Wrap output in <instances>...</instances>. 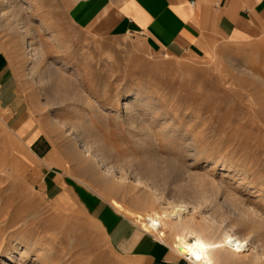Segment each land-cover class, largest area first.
Wrapping results in <instances>:
<instances>
[{
	"label": "rangeland",
	"instance_id": "374dc122",
	"mask_svg": "<svg viewBox=\"0 0 264 264\" xmlns=\"http://www.w3.org/2000/svg\"><path fill=\"white\" fill-rule=\"evenodd\" d=\"M78 1L20 0L30 28L38 36L37 45L44 55L42 68L52 63L69 77L65 84L49 81L41 92L29 75V59L20 37L0 22V50L14 70L19 95L14 104L19 112L8 116L12 121L17 117L31 122L32 127L29 122L21 125L28 135L31 130L36 133L31 136L32 145L40 139L43 155L55 149L56 157L71 167L72 177L98 184L85 164L77 163L66 138L50 122L76 116L73 103L66 101L68 83L71 95L83 92L109 114L105 120L94 119L95 126L119 155L131 161L155 153L190 164L193 175L221 181L232 198L264 215V31L244 41L224 40L205 55L175 57L152 51L139 35L86 33L70 18L69 11ZM138 91L145 104L142 126H149L153 135L143 146L145 153L114 116L123 110L121 99ZM46 100L52 101L44 106ZM75 104L81 112L91 111L80 101ZM2 115L5 112L0 106V264L5 259L7 264H31L33 260L37 264H141L114 250L107 231L77 202L66 211L46 196L42 183L46 171L19 158L33 152L11 132ZM196 187L200 185L193 180L190 190ZM139 195L141 192L114 193L127 209L145 215L147 209ZM188 239L193 241L195 235ZM30 240L38 246L31 248L30 259L19 260L12 243L27 246ZM165 242L169 244L168 236ZM9 254L12 260H7ZM219 264L242 263L228 260Z\"/></svg>",
	"mask_w": 264,
	"mask_h": 264
},
{
	"label": "bare ground",
	"instance_id": "6f19581e",
	"mask_svg": "<svg viewBox=\"0 0 264 264\" xmlns=\"http://www.w3.org/2000/svg\"><path fill=\"white\" fill-rule=\"evenodd\" d=\"M23 10L24 6L20 0H0V22L4 23L8 31L20 37L25 48V55L29 59L30 77L39 84L40 92L44 90L49 81L51 84L59 80L63 83L64 80L68 82L69 77L66 73L65 75L61 73L52 63L42 68L44 55L37 45L38 36L36 31L30 28V23L26 18L28 13L26 14ZM67 84L66 101L73 103L76 116L66 117V120L51 119L50 122L58 128V134L66 138L76 154L77 163H84L92 175L90 176L98 184L94 185L79 177H72L71 167L56 157L55 149L44 156L38 154L32 145L35 140L33 143L31 140V136L35 137L36 133L34 134L31 130V135H28L21 125V122L31 124L27 118L12 121V116L2 115L11 132L25 145L30 146L33 152L25 154L27 158H19L26 160L28 164L33 162L40 172L56 169L66 176V181L71 182L85 196L74 198L75 201L80 202L81 207L84 208L86 205L94 208L100 202H106L115 212L129 219L130 217L135 218L144 231L157 234L156 239L166 243L165 238L168 236V242L174 252L194 264H219L228 260L242 264H264L263 213L252 206L242 204L238 198H232L221 181L216 182L217 180L203 175H193L190 164L165 159L155 153L147 155L146 158L131 161L119 155L116 146L103 139L104 135L101 137L95 126L94 119L103 118L105 120L109 114L98 108V105L95 106L91 97L83 92L78 91L71 95V86ZM51 101L46 100L44 106ZM77 101L91 108V111L81 112L75 104ZM58 103H63V101ZM119 103L124 104L123 110L119 109L114 115L115 118L126 126L127 133L132 139L135 138L136 147L145 153L143 146L153 135L151 136L149 126H142V112L145 104H143L139 91L125 95ZM19 110V106L16 105L12 112L16 115ZM163 135L166 137L168 133L164 132ZM153 145H157L156 141H153ZM193 155L196 157L195 154ZM193 180L198 182L200 188L196 187L198 189L191 191ZM132 191L141 192L138 200L147 209L145 215L127 209L114 197L116 192L126 194ZM69 196H73V192H70ZM53 202L63 210L72 209L68 198ZM196 214L200 215L199 219ZM191 234L195 235L193 241L188 239ZM20 243H12L11 249L19 253V260L30 259V250L38 246L37 242L30 240L27 246H21ZM1 249L0 244V251ZM12 258L13 255H7V260H12ZM36 261H31V264H37ZM2 264H7L6 259Z\"/></svg>",
	"mask_w": 264,
	"mask_h": 264
},
{
	"label": "crops",
	"instance_id": "0c3cea01",
	"mask_svg": "<svg viewBox=\"0 0 264 264\" xmlns=\"http://www.w3.org/2000/svg\"><path fill=\"white\" fill-rule=\"evenodd\" d=\"M69 13L72 21L90 35H139L152 51L175 57L205 55L224 40L244 41L264 31V0H79ZM18 99L14 70L0 50V106L5 115L12 112ZM42 145L38 139L33 148L44 156ZM64 181L66 176L56 169L47 170L42 182L44 193L53 201L68 198L73 207L76 196H85ZM84 209L103 226L120 254L141 264H191L107 203L100 202L94 208L85 205Z\"/></svg>",
	"mask_w": 264,
	"mask_h": 264
}]
</instances>
